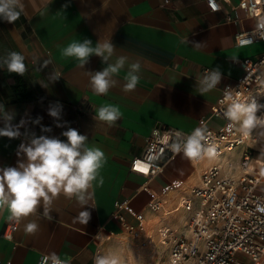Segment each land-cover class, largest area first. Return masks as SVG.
Instances as JSON below:
<instances>
[{"label": "crops", "instance_id": "1", "mask_svg": "<svg viewBox=\"0 0 264 264\" xmlns=\"http://www.w3.org/2000/svg\"><path fill=\"white\" fill-rule=\"evenodd\" d=\"M219 1L222 9L212 11L207 0H70L66 9L62 6L69 0H22L23 11L14 23L0 19V59L16 51L25 56L28 66L24 76L0 67V104L6 111H15L12 123L25 119L28 122L20 128L21 133L28 129L37 136L61 140H66L63 131L75 128L88 137L89 146L105 153L86 204L60 194L51 205V220L44 217L40 207L18 221L12 239L4 237L12 220L6 210L0 214V264H38L43 255L52 252L62 259L71 257V264H94L96 250L102 247L108 252L110 240L126 233L120 221L113 218L118 204L132 208L133 212L122 210L130 224H138L133 213H142L148 225L180 228L176 217L166 219L165 212H152L150 200L165 193V211L174 205L168 210L174 213L180 197L191 194L201 174L217 159L205 156L193 161L179 153L163 173L150 179L133 172L130 165L133 157L145 153L149 136L159 126L192 133L206 121V127L220 128L225 120L212 116L211 110L223 87L240 78L242 59L264 52V41L237 45V35L257 26V19L239 8L241 0ZM85 38L92 40L93 47L98 40H111L115 51L108 64H114L120 56L127 57L125 66L113 77L117 86L105 95L92 90L88 74L107 67L100 57L91 56L81 67L78 60L62 54L69 43ZM192 42L202 46L195 47ZM46 60L51 63L41 70ZM135 62L141 65L140 79L134 91L125 92V77L129 65ZM217 66L223 74L221 82L201 94L199 81L206 69ZM53 68L59 69L62 77L42 87L39 82H46ZM56 102L63 105L59 121L63 127H57L58 122L48 115L49 105ZM104 105L120 110V119L112 126L95 119L96 110ZM38 116L41 123H31ZM3 126L0 121V128ZM42 126L52 131L44 133ZM28 142L23 135L18 139L0 137V168L26 161L23 154L17 156V151L21 143ZM255 146L257 159L263 161L264 142ZM174 181L181 182L182 187L165 192ZM84 210L91 214L86 225L78 219ZM29 223L37 225L34 232L27 231ZM131 245L136 250V245ZM140 249L137 252L142 254L144 247Z\"/></svg>", "mask_w": 264, "mask_h": 264}, {"label": "built area", "instance_id": "2", "mask_svg": "<svg viewBox=\"0 0 264 264\" xmlns=\"http://www.w3.org/2000/svg\"><path fill=\"white\" fill-rule=\"evenodd\" d=\"M207 3L212 11L222 9L219 0H207ZM238 6L257 19V26L237 35V45L248 46L264 41V0H241ZM240 63L243 69L240 78L223 87L211 110L212 116L223 118L225 123L212 129L205 126L206 121L202 122L205 127L202 143L205 147H215L217 163L201 174L200 183L192 188L190 195L180 197L174 208L175 211L183 208L189 212L187 228L182 232L167 225L159 228V242L170 247L167 264H264V160L257 159L255 146L264 142V138L258 137L255 131L245 136L238 124L230 127L224 117L232 99L247 102L255 97L258 103L264 104V52L254 58L242 59ZM176 133L181 134L179 141ZM190 134L168 126L155 128L148 138L145 153L132 158L130 169L147 179L163 173L168 162L183 153L173 151L171 145L182 142ZM182 185L174 181L165 192ZM164 194L152 197L149 202L152 212L171 213L165 211L167 200ZM124 209L132 211L124 204H118L113 218L119 220L128 232L138 236L139 231L146 228L144 215L133 213L138 221L133 225L122 213ZM17 225L18 221L12 220L4 237L12 239ZM96 255H103L100 248L94 257Z\"/></svg>", "mask_w": 264, "mask_h": 264}, {"label": "clouds", "instance_id": "3", "mask_svg": "<svg viewBox=\"0 0 264 264\" xmlns=\"http://www.w3.org/2000/svg\"><path fill=\"white\" fill-rule=\"evenodd\" d=\"M69 3L62 7L67 8ZM19 9V10H18ZM23 11L22 0H0V19L8 23H14ZM189 43L188 38H184ZM193 46L201 47L202 43L192 42ZM91 39L85 38L83 41H73L63 49L64 57H72L80 62L84 67L89 58L93 55L100 57L103 64H107L100 71L91 72L92 90L98 95H105L108 91L116 87L118 81L114 75L125 66L127 57L120 56L114 64H108L110 57L114 54L115 45L111 40L97 41L93 47ZM25 56L16 51H11L6 57L0 59V67H5L9 73L24 76L27 71ZM51 61H44L41 70L47 68ZM141 65L139 62L131 63L125 77L123 91L131 92L136 89L139 82ZM62 77L59 69L53 68L47 77V81H40L42 87L47 88L50 83H55ZM223 74L219 66L206 71L199 81V91L201 94L214 89L222 80ZM226 95H228L226 93ZM229 99L231 97L229 96ZM63 105L56 102L49 105L48 115L58 123L57 127H63L59 123ZM258 113H260L258 115ZM15 111H6L4 104H0V121L4 126L0 128V137L18 139L21 135L28 139V143H21L18 147L17 156L23 154L26 161L18 160L17 166L0 168V214L5 210L8 212V219L19 221L22 218L35 214L38 208L43 207V215L51 220V205L53 200L60 194L67 198L75 197L84 205L89 199L88 190L92 183L97 180L99 169L105 161V153L98 147L89 146L88 137L81 134L77 129L68 127L61 135L66 140H61L55 136L39 135L30 133L25 129L24 133L20 128L25 127V119H21L18 124H13ZM121 113L117 106L104 105L96 110L95 119L107 122L109 126L115 124L120 119ZM224 117L233 124H238L240 131L245 135L256 132L257 136L264 138V104L258 103L255 97L247 102H240L232 99L228 104ZM42 117H36L31 121L39 125ZM67 123V122H65ZM44 133L51 132V127H41ZM205 129L196 128L182 142L171 145L175 152H183L184 156L195 161L207 156L209 158L216 155L214 146H207L202 143L205 139ZM180 133H176L179 141ZM103 183V179H99ZM91 214L84 210L79 214L78 219L85 225L89 222ZM29 232L37 229L35 223L26 225ZM40 264H71V257L61 258L57 253L52 252L42 257ZM94 264H121L120 258L115 253L96 255Z\"/></svg>", "mask_w": 264, "mask_h": 264}, {"label": "rangeland", "instance_id": "4", "mask_svg": "<svg viewBox=\"0 0 264 264\" xmlns=\"http://www.w3.org/2000/svg\"><path fill=\"white\" fill-rule=\"evenodd\" d=\"M173 207L174 205L172 207H167L166 210L168 211ZM158 213L163 212L160 211ZM181 214H184V216H182ZM163 216L166 219H169L170 217H176L181 223V226L177 231L182 232L187 228L186 224L188 222L190 214L183 208H180V210L175 211L170 215L166 216L165 214H163ZM184 219H186V221H184ZM163 226L164 225L157 227L153 226V224L148 225L146 223L145 230L139 231L138 236H134L126 230V233L118 237H113L110 240L112 241V244L109 246L107 250L108 252H106V250H103L102 247L100 249L103 255L108 253H115L120 258L121 264H167L169 260L170 247L159 242V228ZM153 240L154 242L152 244L149 243ZM131 244H134V246L136 245V250L135 247H133ZM141 247H144V251L142 254L137 252V250H141Z\"/></svg>", "mask_w": 264, "mask_h": 264}]
</instances>
